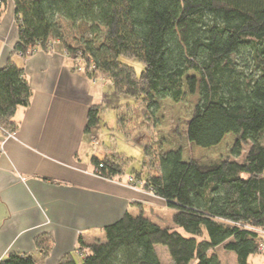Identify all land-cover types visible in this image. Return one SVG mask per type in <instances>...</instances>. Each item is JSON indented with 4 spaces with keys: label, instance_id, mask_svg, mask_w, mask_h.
<instances>
[{
    "label": "trees",
    "instance_id": "trees-1",
    "mask_svg": "<svg viewBox=\"0 0 264 264\" xmlns=\"http://www.w3.org/2000/svg\"><path fill=\"white\" fill-rule=\"evenodd\" d=\"M12 1L18 41L0 68L4 131L15 133L16 112L32 97L16 57L58 43L68 57L107 77L117 95L141 102L148 119L160 101L180 103L185 88L190 95L198 91L186 128L188 142L197 148L211 149L235 136L232 159L223 164L185 161L181 150L154 157L145 146L146 177H138L173 212L174 227L142 211L127 212L103 229L104 241L80 242L82 264H163L155 247L166 250L171 264H221L211 254L218 247L234 254L236 264L258 255L264 246V0ZM6 4L0 0V18ZM126 60L141 64L139 75ZM99 121V106H92L84 133L90 135ZM116 156L92 157L99 177L124 174ZM41 243L37 239L39 250ZM0 264L36 263L10 254ZM59 264L78 263L68 254Z\"/></svg>",
    "mask_w": 264,
    "mask_h": 264
},
{
    "label": "crops",
    "instance_id": "crops-1",
    "mask_svg": "<svg viewBox=\"0 0 264 264\" xmlns=\"http://www.w3.org/2000/svg\"><path fill=\"white\" fill-rule=\"evenodd\" d=\"M15 16L7 0L0 18V68L18 41ZM54 50L16 57L32 97L16 112L13 136H0V262L10 254L28 255L36 264H59L68 254L78 259L80 242L104 241L103 229L127 212L142 211L164 226L156 215L167 209L164 201L94 175L96 152L84 130L88 111L102 103L111 84H93L74 69L61 44ZM155 250L171 264L165 249Z\"/></svg>",
    "mask_w": 264,
    "mask_h": 264
},
{
    "label": "rangeland",
    "instance_id": "rangeland-1",
    "mask_svg": "<svg viewBox=\"0 0 264 264\" xmlns=\"http://www.w3.org/2000/svg\"><path fill=\"white\" fill-rule=\"evenodd\" d=\"M64 28L68 29L66 24ZM68 32L71 33V31ZM39 51L54 53L55 50L54 46H52L46 50ZM37 52L31 53L28 57H32ZM71 59L73 64H75L74 69L77 72L87 74L93 84L109 85L110 82L107 77L91 71L90 65L87 66L85 61L77 58ZM126 61L135 68L136 73L139 75L142 71L141 64L133 60ZM190 74L194 75V73ZM195 76L199 80V76ZM184 92L185 99L180 103H174L170 100L160 101L159 111L154 118L148 119L141 102H135L129 97L117 95L112 85L104 89V99L98 105L100 121L92 129L89 143L92 144V148L96 152L95 156L99 159H103L108 153L118 155L116 160L119 161L118 164L124 173L114 179L119 184L135 192L145 193L155 198L152 193L143 189V179L141 181L138 177L139 174L146 177V170L143 169L145 158L143 148L145 146H151V152L154 157L163 155L171 150H181L183 160L195 161L200 165L223 164L228 159H232L230 152L235 143V136L231 134L227 135L219 146L207 150L197 148L188 142L186 137L187 124L193 115L195 106L199 103L200 97L198 91L190 95L185 88ZM10 134L13 135L14 133ZM2 135L4 136V134ZM152 165L151 169L156 173L155 159H152ZM97 171L93 169V173L96 176H98ZM123 180L125 181L123 182ZM156 213V215L160 216L158 218L164 219V227H174L172 223L173 213L170 210L160 209ZM177 230L184 237H189L183 230ZM157 248L159 250L162 249V247ZM158 253L163 263H169L163 257L161 251H158ZM211 254H215L222 264H236L234 258H231L233 254L224 251L222 247L214 249ZM256 260L264 261V251H259L258 255H254L248 264H259L258 262L256 263ZM77 263L82 264L80 257L77 259Z\"/></svg>",
    "mask_w": 264,
    "mask_h": 264
},
{
    "label": "built area",
    "instance_id": "built-area-1",
    "mask_svg": "<svg viewBox=\"0 0 264 264\" xmlns=\"http://www.w3.org/2000/svg\"><path fill=\"white\" fill-rule=\"evenodd\" d=\"M78 59H79V58H78ZM80 60H81V59H80ZM90 70H91V71L94 70V68H93L92 65H90ZM2 134H4V136H6V138H11V137L13 136V135H11L10 133H8V132H6V131H4L3 129L0 128V136H1ZM3 144H4V142H1V141H0L1 148L3 147ZM262 235L264 236V234H262ZM260 251H264V246H261V247H260Z\"/></svg>",
    "mask_w": 264,
    "mask_h": 264
}]
</instances>
